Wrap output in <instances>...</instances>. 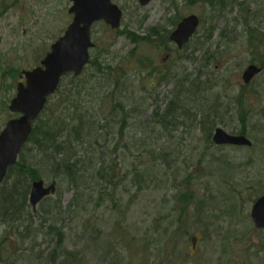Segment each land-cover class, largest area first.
<instances>
[{"label": "rangeland", "instance_id": "rangeland-1", "mask_svg": "<svg viewBox=\"0 0 264 264\" xmlns=\"http://www.w3.org/2000/svg\"><path fill=\"white\" fill-rule=\"evenodd\" d=\"M115 2L124 13L119 32L97 24L93 38L98 46L91 54L114 67L127 56L139 61L146 56L155 59L157 75L152 92L140 86L150 76L143 68L142 72L125 68L131 76L129 80L136 81L137 90L149 98V112L156 98L164 107L172 97L176 80L185 72L207 75L208 87L220 92L219 101L228 120L226 125L218 123L216 127L238 134L240 111L254 115L260 112L264 106V0H225L214 5L210 0H153L147 6H141L138 0ZM71 5L70 0H0V129L10 116H15L9 104L17 87L16 83L6 90L12 79H3L2 73L37 65L71 23ZM189 14L198 15L201 23L182 49L170 41L164 45L158 39L161 49L156 55L154 49L137 45L131 38L130 32L144 35L155 26L172 29L171 23ZM256 17L259 25L254 24ZM250 23L262 32L257 39L247 33ZM221 30L230 39L235 34L236 39L232 42L227 37L219 42ZM101 47L111 50L118 60L112 62V57L99 51ZM252 63L263 65V70L245 84L242 73ZM92 71L94 75L95 69ZM98 108L95 103L92 110ZM197 118L185 116L182 123L169 126L163 134L168 144L165 149L172 150L167 152L168 159L155 154L148 160L128 150L124 162L112 156L116 161L115 180L110 184L100 180L94 183L96 190L112 192L110 199L84 212L64 213L60 223L64 232L62 245L48 233L42 214L35 217L33 233L26 241L9 230L8 237L12 239L7 251L2 252L0 264H51L55 247L58 258L54 264H77L79 260L82 264H264V229H257L251 218L254 201L264 193V146L253 150L229 145L218 148L193 125ZM146 166L152 173L141 189L132 184V173L125 176L122 184L116 181L117 175L126 172L121 171L123 167L130 171L138 167L145 172ZM247 183L253 187L248 188ZM186 185L203 195V222L195 218L194 209L182 218V205L175 197ZM60 191L66 208L73 189L65 183Z\"/></svg>", "mask_w": 264, "mask_h": 264}, {"label": "trees", "instance_id": "trees-1", "mask_svg": "<svg viewBox=\"0 0 264 264\" xmlns=\"http://www.w3.org/2000/svg\"><path fill=\"white\" fill-rule=\"evenodd\" d=\"M224 1L210 0V4ZM257 18H254L257 21H253L254 24L259 25ZM179 20L180 18L170 25L174 27ZM100 24L106 25L104 22ZM96 25L92 28L93 35ZM116 32L118 33L119 29ZM170 32L168 26L162 25L153 27L144 35L130 33L137 45L148 46L159 55L161 47L158 43L159 41L164 42V45L168 43ZM247 33L257 39L262 32L250 23ZM227 37L229 38V35L225 34V30H221L219 42L223 43V38ZM235 39V34L231 39L229 38L232 42ZM97 46L95 42L94 49ZM102 48H99V51L106 57H112V62L118 60L111 54V50ZM96 59H99V63ZM129 63L132 65H128ZM116 64L117 66L114 67L110 63L102 62L99 55L97 58L91 56L81 76L67 74L62 78L59 88L48 99L42 113L34 122L32 132L19 154L18 161L8 168L4 182L0 186V259L12 239L8 237L7 232L10 230L20 240L26 241L33 233L37 214L43 215L42 220L48 223V233L56 236L58 245H62L64 232L60 223L64 213L70 215L77 211L84 212L89 206H101L103 200L110 199L112 192L105 194L96 190L94 183L100 180L110 184L114 179L116 161L112 156H118L124 162L127 155L125 150H128L136 157L147 156L148 160L153 159L155 154L168 159L167 152L172 150L165 149L168 144L163 134L169 131V126L182 123L185 116L199 117L193 125L200 129L202 135L204 134L210 142L216 125L218 123L226 125L228 119L219 101L220 92L215 91L216 87H208L207 75L182 73L176 80L170 100L163 107L158 105L156 98L155 107L149 112L150 106L147 102L149 98L141 95L137 90L136 81L129 80L131 76L125 68L127 66L129 69L138 68L140 72L143 68L150 76L147 81H142L140 86L143 90L152 92L157 75L155 59L146 56L145 60L139 61L127 56ZM91 68L95 69L94 75ZM21 73L22 71L14 68L2 73L3 79L9 76L12 79L6 90L14 87ZM67 84L70 86L68 87ZM92 84L94 88L89 87ZM8 101L7 96L4 100L5 109L8 108ZM95 103L99 106L98 111L92 110ZM238 119L241 123L238 133L253 139L252 147L248 148L253 150L258 145L264 146V106L256 115L252 112L246 114L240 111ZM252 119H256V123H251ZM123 170L126 172L117 175L116 181L119 180L122 184L125 176L132 173V184L138 189L142 188V184H146V177L152 173L147 166L145 172L138 167L133 171L123 167L121 171ZM191 177L190 175L186 181L188 182ZM38 179L56 182L57 198L45 197L38 205L39 210H36L30 204L29 197L32 182ZM65 183L73 189L72 198L66 208L62 204L60 191V186ZM188 187V185L181 187L183 190L178 191L175 197L176 202L182 205L180 206L182 218L184 214L188 215V211L194 209L195 218L203 222L205 205L203 195L199 196L201 192L199 189H188ZM247 187L251 188L253 184L247 183ZM175 206L178 209L174 204ZM57 248H54L50 256L51 264H54L58 258ZM78 262L77 264H82L81 260Z\"/></svg>", "mask_w": 264, "mask_h": 264}, {"label": "water", "instance_id": "water-1", "mask_svg": "<svg viewBox=\"0 0 264 264\" xmlns=\"http://www.w3.org/2000/svg\"><path fill=\"white\" fill-rule=\"evenodd\" d=\"M153 0H138L141 6H147ZM69 13L73 15L64 34L52 43L50 51L32 69L23 70L17 84L16 94L11 99L9 109L19 114L10 118L0 132V185L8 168L15 164L27 142L35 120L40 116L49 97L58 89L66 74L80 76L90 60V49L94 47L92 26L104 21L111 28L121 27L123 10L113 0H71ZM200 25L196 14L183 17L170 34V40L183 48L194 36ZM262 71L256 64L248 65L242 77L245 83ZM216 145L252 146V140L243 134H231L222 127H216L213 133ZM56 183L46 185L43 179L32 182L30 203L36 207L46 196L54 194ZM251 217L257 228H264V194L256 199L251 209ZM195 244V240L193 241Z\"/></svg>", "mask_w": 264, "mask_h": 264}]
</instances>
